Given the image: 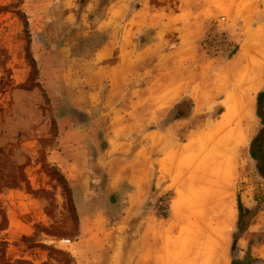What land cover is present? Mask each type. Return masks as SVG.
<instances>
[{
  "label": "rangeland",
  "instance_id": "rangeland-1",
  "mask_svg": "<svg viewBox=\"0 0 264 264\" xmlns=\"http://www.w3.org/2000/svg\"><path fill=\"white\" fill-rule=\"evenodd\" d=\"M137 6L152 12L154 25L123 32L122 9ZM109 33L111 42L101 49ZM221 34L228 46L218 42ZM246 38L264 47V0H0L3 259L108 264V253L115 248L119 254L147 214L161 227L160 253L168 261L180 259L189 225L212 235L223 219L222 201L204 200L198 180L192 183L208 165L197 143L225 111L223 74ZM232 46L237 51L227 59ZM260 76L254 123L242 124L246 144L227 149L239 158L229 185L235 213L228 261L243 251L264 262V179L248 155L261 128L255 96L264 90V62ZM149 129L154 134L144 137ZM101 163L119 171L116 190L105 189ZM142 166L157 176L156 185L150 181L144 203L118 221L129 191L125 178ZM177 190L183 196L170 219ZM236 199L251 207L250 214L240 213L238 228ZM96 210L100 222L78 221V213ZM230 232L237 237L232 253Z\"/></svg>",
  "mask_w": 264,
  "mask_h": 264
},
{
  "label": "crops",
  "instance_id": "crops-1",
  "mask_svg": "<svg viewBox=\"0 0 264 264\" xmlns=\"http://www.w3.org/2000/svg\"><path fill=\"white\" fill-rule=\"evenodd\" d=\"M121 14L124 16L123 17L124 22H122V24L120 25L123 32L132 33V32H136L138 30H142L144 27H152L151 25H154V18L152 16L153 15L152 12L151 11L148 12V11L144 10V8H141V6H137L131 12L129 10H127L125 12V10L122 9ZM110 36H111V34L109 33L108 38H107L106 42L104 43L105 45L102 46L101 49L104 47H107V45H109L108 43L111 42L109 39ZM101 49L99 50L100 52H102ZM207 130H208V128H205V130L203 132H207ZM153 134H154V130L149 129L147 131H144L143 135H144V137H146V136H151ZM202 135H203V133H202ZM194 146L195 145H193V148L195 149L196 147H194ZM139 149H137V151H139ZM106 151L104 150L103 154L106 153ZM227 156H231V158L233 159V161L235 163L234 171L236 172L237 167H238L237 166L238 165L237 160L239 158L237 156H235L233 153H230L228 150H227L225 155L218 156V157L220 158V161H221V160H223L224 157H225V159L228 158ZM206 159H207V157H206ZM144 163L146 164L145 161H144ZM222 163H225V162L223 161ZM55 164L57 166H59L58 163H55ZM97 165H99V166H97L99 169H102V171L106 172V174H107L106 185L104 186L105 189L108 191L116 190L118 188L119 182L118 181L116 182L115 176L117 175V173L119 171H117L115 168H111V166L106 167L102 163L97 164ZM208 166H210L209 163L206 167H208ZM102 167H104V168H102ZM208 170H209V167L207 168V172H208ZM216 170L217 169H214L213 167L211 168V166H210V172H208L209 175L212 174V176H210V178L216 177L218 179V176H219V178H221L224 176V174H226L222 171L219 174V172ZM60 171H62V170H60ZM234 171L232 173H230L229 175L234 177V175H236V173H234ZM205 172H206V168H205ZM62 173L66 177V174H65L66 172L62 171ZM233 173H234V175H233ZM132 174H135L137 176L132 175V177H126L125 178V181H127L126 183H128V186H129V191L125 194V200L124 201L126 204L124 206H122L121 211H120L118 221L121 220V222H124L127 219H129V217L133 215L132 213H134V211H136V208H139L144 203L146 196L148 195V193H147L148 183L151 181L153 187H155V185H156V181H154V178L155 177L157 178V176L153 177V173L148 172L146 166L138 167L137 173H132ZM206 174L203 175L200 171H198L192 177V183H193V181L198 180L199 186H201L203 188L204 194H202V195H204V200H207V198L209 196H211L212 198H217L218 200L222 201L221 208H222L223 219L221 221L220 227L218 226V229L216 231L212 232V235L210 233H208L207 229L203 230V228H202V231L198 230V233H195L196 225L195 226H194V224H192L193 226L189 225V228L184 229L183 234H182V238L180 239L182 241V248H181L182 249L181 250L182 255L180 256V259L178 261H175V262H173L171 260L168 261L166 258H162V256H161L162 254L160 253L158 237H159V240L161 241V238H160L161 227L156 223L152 224L150 218L153 216L150 214H147V215H144V217H142V219H140L138 221L137 225L134 227V232H132V234H131L132 237L126 243L125 248H123L119 252V254H118V252L115 251V248L114 249L112 248V250L108 253V255H107L108 264H203V263L204 264H230V259L228 261L229 253H228V256L226 254V243H227L228 238H227V231H226V228L224 226L226 225L228 227V223H227V220L225 218V216H226L225 215L226 214L225 206H227V203H229V206L231 208V212L233 214V219H234L235 211H234V203H233L232 193H231L232 191L230 189V186L228 188L225 187L226 184H224V187L221 186V185H223V183H225V180H224V182H222V180L220 181L218 179L220 181L219 183H222V184H219L217 179H213V180L207 179L209 176H208V174L207 175ZM225 176H227V175H225ZM233 177H231V180L233 179ZM210 180H212L214 183L211 182L213 185H210V182H209V185H210L209 186L208 181H210ZM214 180H216V181H214ZM226 181L228 182V179H226ZM215 182H217L218 185L216 184L214 186ZM227 184H229V182ZM160 186H161V184H160ZM217 186H219L218 188H220V189H218V188L216 189ZM213 187H215V188H213ZM163 188L164 187H162L161 189H163ZM213 189H216V190H213ZM213 192L215 193L214 195H213ZM224 192H225V194H224ZM157 194L159 195L160 192H158ZM182 196H183L182 191L177 190L175 199L170 206V208H171V211L169 212L170 219L175 218L174 214H176L178 212V208H179L178 203L182 199ZM228 201H230V202H228ZM241 205L248 210L251 209L250 206H245L243 204H241ZM235 208H236V202H235ZM261 213H263V211H259L252 216V218L250 219V222L248 223L247 228L244 232L249 230L253 221H255V219ZM78 221L83 222V223L86 221H91V223L92 222L93 223L100 222L99 210H96L94 212H88V213H84V212L78 213ZM232 222H233V220H232ZM146 223H147V225H146ZM150 225H151V227H150ZM203 231L205 233H202ZM167 232L172 233L173 231L166 230V232L164 234H166ZM79 236H81V234ZM231 236H232V234L230 232L228 235L229 239H231ZM210 237L212 239H215L217 242V248L215 247V250H211L210 248H208L207 244H204V243H207L205 240L209 241ZM184 239H186V240H184ZM184 241H185V243H184ZM164 242L167 244L168 241L165 240ZM230 248H229V252H230ZM235 251H234V253H235ZM238 253L240 255L236 256V259H240L244 255L243 251H239ZM258 257L259 256H256V258H258Z\"/></svg>",
  "mask_w": 264,
  "mask_h": 264
},
{
  "label": "bare ground",
  "instance_id": "bare-ground-1",
  "mask_svg": "<svg viewBox=\"0 0 264 264\" xmlns=\"http://www.w3.org/2000/svg\"><path fill=\"white\" fill-rule=\"evenodd\" d=\"M263 58H264L263 45H259V44L257 45L256 43L253 44L250 38L249 39L246 38L244 41H242V44L240 45V48L237 52V55L234 61L229 65L228 68H226L228 70L223 74L225 76V81L227 84L226 87H228L226 97L224 100L225 101L224 102L225 111L213 128L208 129L207 132H203V135L201 136V140L198 141L199 143H197L198 147H200L203 151H206V157L208 159L207 161H209L208 163L211 166V168L213 167L214 169H217L216 171H218L219 174L221 171L226 173L224 174V176L225 175L227 176L225 177L223 176L224 178L221 177L222 179L219 178L218 176V179L220 181L222 180V182H224L225 180V183L221 185L223 187H224V184H226L225 187L227 188L229 187L231 177H233V176H230L229 174L234 171L235 163L233 159L231 158V156H227L228 158L226 159L224 157L223 160H221L222 162L224 161L225 163H222L218 156L225 155L227 149L232 148L233 146H243L246 144V141H247L246 133H245V129L243 128L242 124L246 123L247 125H252L254 123V115H253L254 93L261 86L260 66L262 65V62H264ZM202 150H200V152ZM210 166H208L209 167L208 172H210ZM208 167H206V172H205L207 174H208L207 172ZM234 173L236 172L234 171ZM208 176L209 177L207 179H212V180L217 179L216 177L210 178L212 174L211 175L208 174ZM226 179H228L229 184H227L228 182L226 181ZM212 180L208 181V185H209V182H210V185H213L211 183L213 182ZM219 180H218V183L220 182ZM218 183L215 182L214 186L216 184L218 185ZM219 184H222V183H219ZM219 186H217L216 189ZM216 189H213V190H216ZM214 194L215 193L213 192V195ZM225 210H226L225 218L227 220L228 227L226 225L225 226L223 225V226L226 228V231H228L230 223L233 220V214L231 212L229 203H227V206H225ZM205 241L207 243H204V244H207L208 248H210L211 250H215V247L217 248V242L215 239H212L210 237L209 241L207 240Z\"/></svg>",
  "mask_w": 264,
  "mask_h": 264
},
{
  "label": "trees",
  "instance_id": "trees-1",
  "mask_svg": "<svg viewBox=\"0 0 264 264\" xmlns=\"http://www.w3.org/2000/svg\"><path fill=\"white\" fill-rule=\"evenodd\" d=\"M28 42V39L26 40V43ZM103 42H105V39L100 42L99 45H101ZM218 42L221 45L228 46L229 43L226 40V37L221 34L218 38ZM237 51V46H232V49L228 51L226 58L229 59L234 53ZM26 59L29 62V67L31 69V74L34 75L36 73L35 63L33 58L27 54ZM262 101H264V90L258 92L255 96V116L259 119V123L261 128L255 135V137L251 140L248 148V155L251 158V160L255 163V170L257 174L264 179V116L261 113V106ZM182 118L181 116L176 115L174 119ZM69 192V191H68ZM236 210H237V221H236V227L238 228L240 213L244 212L246 214H250V210L244 208L239 200L236 199ZM252 213L249 216L248 223L250 219L252 218ZM4 214L2 212V208L0 207V230L2 229V225L4 223ZM248 223L243 227L241 232H244L247 228ZM232 239V246L230 248V252L234 250V245L236 242L237 237L233 236ZM0 246H2V242H0ZM3 253L0 252V264H9L6 262L5 259H3ZM230 264H264V262H261V260H258L257 258H253L250 254L245 253L240 259L231 258Z\"/></svg>",
  "mask_w": 264,
  "mask_h": 264
}]
</instances>
